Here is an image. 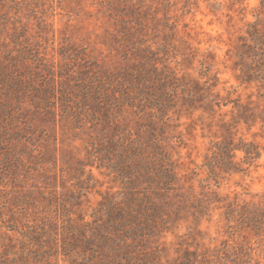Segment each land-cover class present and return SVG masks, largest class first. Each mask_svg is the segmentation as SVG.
Returning <instances> with one entry per match:
<instances>
[{
	"label": "rangeland",
	"instance_id": "rangeland-1",
	"mask_svg": "<svg viewBox=\"0 0 264 264\" xmlns=\"http://www.w3.org/2000/svg\"><path fill=\"white\" fill-rule=\"evenodd\" d=\"M260 1L148 0L159 7L157 18L164 13L161 3H168L170 20L178 23L184 41H178L176 58L174 54L164 56L163 63L180 75L201 80L217 75L223 95L235 91L232 97L242 95L243 101L252 94L255 98V83L239 80L237 53L248 37L247 23L256 21ZM123 7L121 0H0V260L22 254L25 235L35 228L40 231L44 223H57V230H49L54 236L68 214L91 222L99 202L122 189L121 183L88 155L90 145H101L105 138L89 115L95 112L96 99L90 95L81 101V82L94 74L117 83L118 73L128 71L134 56H124L125 35L131 25L121 21ZM144 24V30L131 35L129 43L140 36L151 41L155 23ZM259 26L264 27V13ZM121 117V123L135 133L137 116L126 109ZM222 120L233 122L230 108H223L213 118L196 111L173 120L180 124L173 132H179L183 144L174 142L171 151L184 190L191 186L193 195L206 198L215 191L224 201L260 200L264 194V151L258 166L250 167L246 174L224 175L218 183L206 180L202 165L212 151L211 144L228 134ZM232 131L236 138L241 136L264 148L260 125L239 124ZM223 213V208L212 206L210 220L201 223L203 232L196 238L199 245L192 244L191 249L210 255L222 248L251 245L254 259L264 264V235H232ZM178 226L160 241L161 264H173L185 247L178 242L187 239L184 235L191 230L185 223ZM58 237L60 245L63 237ZM37 240L36 246L27 247L38 254V264H72L60 248L57 254L47 250L45 237L38 235ZM156 244L149 240L148 251ZM103 248L112 252L109 243Z\"/></svg>",
	"mask_w": 264,
	"mask_h": 264
},
{
	"label": "trees",
	"instance_id": "trees-1",
	"mask_svg": "<svg viewBox=\"0 0 264 264\" xmlns=\"http://www.w3.org/2000/svg\"><path fill=\"white\" fill-rule=\"evenodd\" d=\"M121 1L124 4L121 21L131 25L125 35L124 56L134 57L128 71L118 73L117 83L111 77L100 79L94 74L89 81H82L81 101L90 95L96 99L95 112L90 111L89 115L92 123L101 127L105 138L101 145L91 144L88 155L97 160L99 167L107 169L122 189L99 202L91 222H84L81 215L76 220L68 214L54 236L49 230H57L56 222L44 223L40 231L31 230L25 235L22 254L10 260L2 259L0 264H38V254L27 247L36 246L38 235L45 237L47 250L57 254L60 248V253L72 264L78 260L81 264H161V239L184 223L191 231L184 235L187 239L178 242L185 247L173 264H259L251 245L222 248L210 255L208 251L199 253L191 246L199 245L196 238L202 235L201 223L210 220L212 206L224 209V219L232 235L234 232L264 235V194L260 200L247 203L237 199L224 201L215 191L207 198L193 195L191 186L184 190L171 150L174 142L183 144L179 132H173L180 124L173 120L196 111L213 118L223 108H230L233 122L222 120L228 134L212 142V151L207 153L202 165L206 180L218 183L224 175L246 174L250 167L258 166L264 148L241 136L236 138L232 128L239 124L264 128V27L259 26L264 0L260 1L256 21L247 23L248 37L237 53L240 82L256 85L255 98L252 94L246 101L242 95L232 97L235 91L221 94L217 75L204 74L208 77L201 80L180 75L163 63L164 56L174 54L176 58L178 41L184 42L179 36L178 23L170 20L168 3H161L164 13L157 18L159 7H153L148 0ZM151 9L154 10L149 14ZM149 21L155 23L152 29L156 32L151 41L140 36L135 43H129L131 35L142 32L146 27L144 22ZM126 109L139 119L135 133L121 123V114ZM110 126H114L113 131L108 130ZM238 153L242 154L241 158ZM58 236L63 237L60 245ZM188 239H193L192 243ZM149 240L157 242L151 252L147 249ZM107 243L112 248L110 253L103 248Z\"/></svg>",
	"mask_w": 264,
	"mask_h": 264
}]
</instances>
